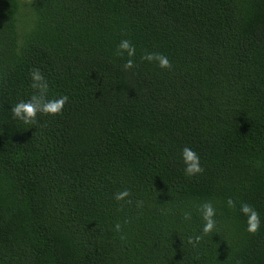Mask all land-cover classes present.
Segmentation results:
<instances>
[{
  "label": "trees",
  "instance_id": "obj_1",
  "mask_svg": "<svg viewBox=\"0 0 264 264\" xmlns=\"http://www.w3.org/2000/svg\"><path fill=\"white\" fill-rule=\"evenodd\" d=\"M34 68L69 100L25 124ZM0 264H264V0H0Z\"/></svg>",
  "mask_w": 264,
  "mask_h": 264
},
{
  "label": "clouds",
  "instance_id": "obj_2",
  "mask_svg": "<svg viewBox=\"0 0 264 264\" xmlns=\"http://www.w3.org/2000/svg\"><path fill=\"white\" fill-rule=\"evenodd\" d=\"M125 54L127 59L123 63L124 70H132L137 67L135 62L136 47L129 39H122L115 50V55L119 58H124ZM142 61L156 62L158 67L162 69H171L172 63L169 58L161 53L150 52L141 56ZM32 80L31 88L34 90L31 97L27 100H21L16 103L11 108V114L13 118L21 120L25 124H36L37 114L42 115H59L64 108V105L68 102L69 97L67 95H61L59 98H48L49 84L45 79L44 75L41 73L39 68H34L29 73ZM181 159L185 164L184 173L187 176H195L197 174L203 173L204 168L200 164L199 155L190 147H184L181 151ZM132 192L128 188H124L114 194V200L117 202L124 201L125 203L132 204L131 199ZM135 205L138 208H142L144 202L142 200H136ZM229 207L234 208L235 202L229 198L227 200ZM199 211L201 213L202 219L204 221L201 228V235H197L194 238L189 237L188 242L190 244H198L202 239V235L210 234L216 228V220L214 219L216 215V209L211 202H204L199 206ZM240 211L243 215L247 217V228L246 230L250 234H255L260 229V214L259 212L250 204L242 203L240 205ZM183 217L185 220H191V212H184ZM115 231H121V224L116 223ZM123 239V237H121Z\"/></svg>",
  "mask_w": 264,
  "mask_h": 264
}]
</instances>
